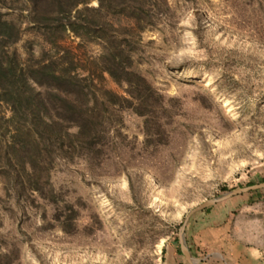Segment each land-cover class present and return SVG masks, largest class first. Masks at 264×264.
Returning a JSON list of instances; mask_svg holds the SVG:
<instances>
[{
	"label": "rangeland",
	"instance_id": "1",
	"mask_svg": "<svg viewBox=\"0 0 264 264\" xmlns=\"http://www.w3.org/2000/svg\"><path fill=\"white\" fill-rule=\"evenodd\" d=\"M141 1L151 24L129 46L155 90L146 104L101 74L100 41L61 43L94 79V134L40 146L33 172L0 173V254L13 264H188L190 210L264 181V0ZM28 46L49 48L24 31L15 48ZM252 191L189 217L194 264H264V189Z\"/></svg>",
	"mask_w": 264,
	"mask_h": 264
},
{
	"label": "trees",
	"instance_id": "2",
	"mask_svg": "<svg viewBox=\"0 0 264 264\" xmlns=\"http://www.w3.org/2000/svg\"><path fill=\"white\" fill-rule=\"evenodd\" d=\"M90 1L0 0V173L16 178L20 170L33 172L40 146L56 148L57 143L56 149L65 151V140L94 134V79L89 73L81 74L85 69L62 47L65 36L100 41L102 53L96 66L123 85L129 96L146 91L140 98L146 104L155 92L134 65L137 47L129 46L151 24L138 12L147 2L96 0L92 6ZM9 11L23 14L26 26L7 18ZM115 14L122 23L113 19ZM24 31L38 33L49 48H41L34 56L29 44L22 56L15 44ZM106 93L116 96L109 90ZM259 194L260 189L253 190L251 196L259 198ZM9 258L0 254V264L3 259L13 264Z\"/></svg>",
	"mask_w": 264,
	"mask_h": 264
},
{
	"label": "water",
	"instance_id": "3",
	"mask_svg": "<svg viewBox=\"0 0 264 264\" xmlns=\"http://www.w3.org/2000/svg\"><path fill=\"white\" fill-rule=\"evenodd\" d=\"M259 189H264V181L257 183V184L249 185V186H246L243 188H237V189L230 190V191H228V192H226L220 196L210 198V199L202 202L201 204L197 205L196 207H194L193 209L190 210V212L186 215L183 223L180 225L179 231H178V241H179L180 251L184 255L188 264H194L192 257H191V253L189 251V248H188V246L186 244V240H185V227H186V223H187L189 217L194 212L202 210L204 208H207V207L215 204L216 202L224 200V199H226L232 195L240 194V193L246 192V191L259 190Z\"/></svg>",
	"mask_w": 264,
	"mask_h": 264
}]
</instances>
